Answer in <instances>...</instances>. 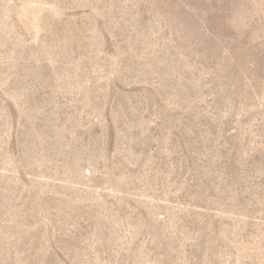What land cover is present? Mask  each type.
<instances>
[{"label": "rangeland", "instance_id": "rangeland-1", "mask_svg": "<svg viewBox=\"0 0 264 264\" xmlns=\"http://www.w3.org/2000/svg\"><path fill=\"white\" fill-rule=\"evenodd\" d=\"M0 264H264V0H0Z\"/></svg>", "mask_w": 264, "mask_h": 264}]
</instances>
